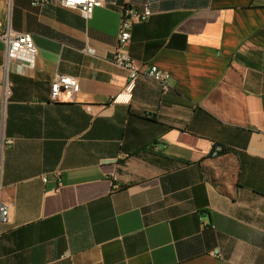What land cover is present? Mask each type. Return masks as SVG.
<instances>
[{
	"label": "crops",
	"instance_id": "1",
	"mask_svg": "<svg viewBox=\"0 0 264 264\" xmlns=\"http://www.w3.org/2000/svg\"><path fill=\"white\" fill-rule=\"evenodd\" d=\"M148 3L113 60L126 5ZM33 33L4 91L0 264H264V0H113L87 18L60 0H0ZM169 71L170 89L146 72ZM59 74L77 93L51 100Z\"/></svg>",
	"mask_w": 264,
	"mask_h": 264
},
{
	"label": "built area",
	"instance_id": "2",
	"mask_svg": "<svg viewBox=\"0 0 264 264\" xmlns=\"http://www.w3.org/2000/svg\"><path fill=\"white\" fill-rule=\"evenodd\" d=\"M49 0H34L36 5L44 4ZM113 0H60V3L66 7L75 9L78 13L87 18H94L96 8L112 3ZM152 14L148 3L141 8L132 5H126L122 12L121 27L118 36L116 49L113 53V60L118 65L125 67L129 71V82L124 93L117 95L118 99H129L133 89L136 86L137 79L141 74L139 65L131 56L128 48L134 33V25L138 21L146 20ZM0 40L5 44V75L4 91L7 96L11 92V81L9 79V69L11 62H20L30 67H35L39 48L34 35L28 31L14 29L11 23L0 26ZM147 74L159 81L165 91L170 89L169 78L171 73L161 69L158 65H150L146 70ZM81 85L77 77L59 74L52 84L51 100H61L65 92L71 94L80 91ZM15 140L7 136L4 131L0 136V175L3 168V157L5 151L12 147ZM10 207L7 203L0 202V223L8 221L10 218Z\"/></svg>",
	"mask_w": 264,
	"mask_h": 264
}]
</instances>
